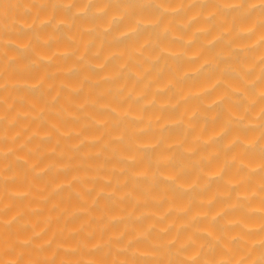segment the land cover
<instances>
[{
    "label": "clouds",
    "instance_id": "clouds-1",
    "mask_svg": "<svg viewBox=\"0 0 264 264\" xmlns=\"http://www.w3.org/2000/svg\"><path fill=\"white\" fill-rule=\"evenodd\" d=\"M0 264H264V0H0Z\"/></svg>",
    "mask_w": 264,
    "mask_h": 264
}]
</instances>
